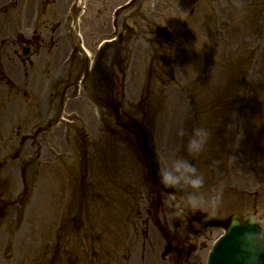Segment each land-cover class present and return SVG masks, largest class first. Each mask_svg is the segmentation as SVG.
<instances>
[{"label": "rangeland", "instance_id": "1", "mask_svg": "<svg viewBox=\"0 0 264 264\" xmlns=\"http://www.w3.org/2000/svg\"><path fill=\"white\" fill-rule=\"evenodd\" d=\"M63 1L45 15L47 38L54 37L52 52L59 56L55 67L68 50L57 39ZM127 1L87 0L81 20L93 58L117 22L127 26L122 42L102 60L117 76L115 58L127 70L126 92L118 100L124 115L143 121L161 166L183 157L205 174L202 191L223 185L216 212L254 211L264 220V0H135L116 12ZM7 11L0 8V37ZM18 78V92L0 81V103L43 100L39 83L25 84L21 69ZM68 83L57 90L58 104ZM76 101L67 100V120L51 129L61 153L52 156L42 145V155L27 169L23 197L20 168L36 153L29 141L20 147L9 116L0 115V141L6 142L0 143V197L12 202L0 218V264L159 259L158 234L146 212L147 169L134 135L116 125L106 106L83 96ZM196 127L211 135L205 151L193 156L187 142Z\"/></svg>", "mask_w": 264, "mask_h": 264}, {"label": "clouds", "instance_id": "2", "mask_svg": "<svg viewBox=\"0 0 264 264\" xmlns=\"http://www.w3.org/2000/svg\"><path fill=\"white\" fill-rule=\"evenodd\" d=\"M183 137L185 130H178ZM210 131L205 127H196L187 142V151L193 156L204 152L210 138ZM218 162L214 161L213 164ZM160 183L164 189H171L166 194V202L177 216L198 210L214 215L221 204L223 185L215 186L209 191H202L206 177L190 160L183 157L163 163L159 170ZM259 223L262 231L259 233H245L241 237V250L248 257V264H257L261 255H264V220H252Z\"/></svg>", "mask_w": 264, "mask_h": 264}, {"label": "water", "instance_id": "3", "mask_svg": "<svg viewBox=\"0 0 264 264\" xmlns=\"http://www.w3.org/2000/svg\"><path fill=\"white\" fill-rule=\"evenodd\" d=\"M151 157V156H150ZM150 168H151V175L152 177L157 180V167L154 162V159L151 157V161L149 162ZM252 220H256L255 218H245L244 220H240L238 218H235L234 221L231 223L230 229L228 230V235L230 234L229 238L227 239V246L223 247L220 245L218 249H216V256H215V262L214 264H217L222 260L225 262V264H233V260L236 258L234 254L236 253V250L238 247H241V237L245 233H259L262 230L260 229L258 223H252ZM252 227L256 226L258 228V231L254 229L253 231H247L248 229H242L241 227ZM252 229V228H251Z\"/></svg>", "mask_w": 264, "mask_h": 264}, {"label": "flooded vegetation", "instance_id": "4", "mask_svg": "<svg viewBox=\"0 0 264 264\" xmlns=\"http://www.w3.org/2000/svg\"><path fill=\"white\" fill-rule=\"evenodd\" d=\"M170 210V209H169ZM173 231V239L175 240L176 244H181L178 256V264H182L183 259H186L187 262L191 260V256L195 252L197 245L199 243V236H201L202 232L197 226H181L176 227L174 226ZM208 231L206 230L203 234L208 235ZM211 237V233L209 238ZM205 244V243H202ZM196 260V256L193 258Z\"/></svg>", "mask_w": 264, "mask_h": 264}, {"label": "bare ground", "instance_id": "5", "mask_svg": "<svg viewBox=\"0 0 264 264\" xmlns=\"http://www.w3.org/2000/svg\"><path fill=\"white\" fill-rule=\"evenodd\" d=\"M81 1V0H80Z\"/></svg>", "mask_w": 264, "mask_h": 264}]
</instances>
